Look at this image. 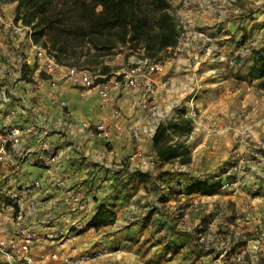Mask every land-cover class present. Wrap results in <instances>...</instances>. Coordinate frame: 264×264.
<instances>
[{
  "label": "rangeland",
  "instance_id": "obj_1",
  "mask_svg": "<svg viewBox=\"0 0 264 264\" xmlns=\"http://www.w3.org/2000/svg\"><path fill=\"white\" fill-rule=\"evenodd\" d=\"M168 1L181 32L158 56L175 98L193 106L192 131L182 138L191 160L161 162L152 147L147 169L118 167L125 155L98 176L74 160L68 180L85 190V210L63 215L64 205L54 201L60 209L54 222L68 229L79 220L84 228L60 254L95 256L78 264H264V81L248 75L254 52L264 53V0ZM16 4L0 0L14 16ZM112 52L105 62L113 70L144 54L130 44ZM204 181L215 191L189 193ZM100 204L117 219L96 229L89 222ZM0 264H8L1 252Z\"/></svg>",
  "mask_w": 264,
  "mask_h": 264
},
{
  "label": "built area",
  "instance_id": "obj_2",
  "mask_svg": "<svg viewBox=\"0 0 264 264\" xmlns=\"http://www.w3.org/2000/svg\"><path fill=\"white\" fill-rule=\"evenodd\" d=\"M0 31V45L22 35L19 42L23 46L17 65L7 63L9 68L0 67V194L3 197L0 252L8 264L87 262L95 256L84 254L74 260L71 254H60V248L70 247L77 239L78 231L84 228L83 223L75 220L73 228L60 229L54 222L60 212L54 201L64 205L61 209L66 210L60 213L63 215L85 210V190L68 180L70 171L76 169H72L71 164L74 160H79V164L80 158L76 152L73 154L71 143L62 149L47 139L27 137L21 127L24 123L19 100L14 96L16 83L27 86L31 99L44 91L49 100L67 113V90L75 89L81 99L96 96L98 108L103 113L97 117L94 128L106 145L125 138L131 142L125 163L120 161L118 165L131 171L134 170L132 163L146 155L138 144L142 138V125L135 121L146 119L149 128L155 130L159 123L177 118V111L181 109L193 120V106L183 108L175 98L162 59L140 57L132 60L130 65L100 74L89 68L60 63L52 52L33 41L31 26L17 20L1 6ZM198 88L191 87L189 93ZM125 99L131 101L129 107H126ZM131 117L135 119L130 120ZM31 120L33 118L28 120L29 124H32ZM32 167L42 170V175H33ZM92 176L88 179L92 180ZM62 188L59 199L54 198V193Z\"/></svg>",
  "mask_w": 264,
  "mask_h": 264
},
{
  "label": "trees",
  "instance_id": "obj_3",
  "mask_svg": "<svg viewBox=\"0 0 264 264\" xmlns=\"http://www.w3.org/2000/svg\"><path fill=\"white\" fill-rule=\"evenodd\" d=\"M15 18L31 26L33 41L47 48L62 64L75 65L108 74L113 69L105 62L119 46L130 44L143 48V57L158 60L159 54L173 48L180 37V28L170 13L168 0H16ZM110 59V58H109ZM77 66V65H75ZM250 79L264 81V53L254 52ZM184 110L177 118L159 123L152 134V147L157 159L169 163L191 160L189 146L182 139L193 125ZM216 185L196 182L189 193L204 189L215 191ZM116 213L100 204L89 225L98 229L113 225Z\"/></svg>",
  "mask_w": 264,
  "mask_h": 264
},
{
  "label": "crops",
  "instance_id": "obj_4",
  "mask_svg": "<svg viewBox=\"0 0 264 264\" xmlns=\"http://www.w3.org/2000/svg\"><path fill=\"white\" fill-rule=\"evenodd\" d=\"M0 38H2L1 31ZM21 40L22 35L15 41L0 45V67L9 68L6 66L7 63L13 66L17 65L20 53L23 51V46L21 42H19ZM6 77L9 76L6 74ZM14 96L19 100L21 107L19 112L22 122L24 123L21 127L28 138H35L36 140L47 139L51 143L55 142V145H59L62 149L67 147L66 145L69 144L68 142H72V148L76 150L77 156L81 155L86 157V161L80 162L79 164L83 163L82 165L91 167L93 170L95 168L94 173H96L97 176L107 170L106 168L109 164L115 163L116 160L128 155L131 150L132 144L126 138L108 144L110 149H106L107 145L105 141L94 128L97 117L103 113L98 108L96 96H89L87 99H81L75 89L71 88L67 90L66 98L69 103L68 113L61 110L54 102L49 100L45 96L44 91H41L37 98H29L28 88L22 82L16 83L14 87ZM124 103L126 107H129L131 101L125 99ZM32 118V124H29L28 120ZM134 119L135 117L130 118V120ZM148 122L149 121L142 118L135 121L136 124L142 125V138L139 140L138 144L144 149L145 153L152 150L151 138L154 132V129L149 128ZM29 125H32V127H29ZM89 125H93L95 132L87 128ZM132 166H134V169L138 168L143 170L148 168V163L144 157L132 163ZM98 168H100V170L97 172L96 169L98 170ZM30 171L33 175H42L43 173L42 170L36 167H32ZM118 172L122 173L123 171ZM105 183L107 182L105 181L104 184ZM101 184V186H104L103 183Z\"/></svg>",
  "mask_w": 264,
  "mask_h": 264
}]
</instances>
